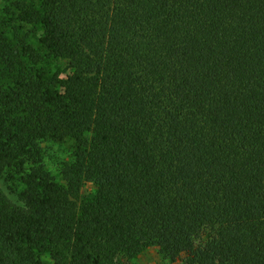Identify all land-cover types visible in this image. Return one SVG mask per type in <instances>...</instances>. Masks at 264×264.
I'll return each mask as SVG.
<instances>
[{"label":"trees","instance_id":"1","mask_svg":"<svg viewBox=\"0 0 264 264\" xmlns=\"http://www.w3.org/2000/svg\"><path fill=\"white\" fill-rule=\"evenodd\" d=\"M14 4L68 71L49 81L0 30V173L22 182L21 204L0 185V264H122L142 246L264 264V0ZM68 136L60 182L44 143Z\"/></svg>","mask_w":264,"mask_h":264},{"label":"rangeland","instance_id":"2","mask_svg":"<svg viewBox=\"0 0 264 264\" xmlns=\"http://www.w3.org/2000/svg\"><path fill=\"white\" fill-rule=\"evenodd\" d=\"M18 0H0V30L6 41L10 44L16 45L19 40L25 38L28 43H31L39 52L43 54V58L37 67L45 69L49 81H53L56 75L59 78L65 76L67 63L64 59L47 53L40 42L42 27L40 24H29L12 20V17L18 15V9L14 4ZM31 2L33 0H19ZM25 65H29L26 57L20 56ZM0 64V73L3 70ZM2 82H10L9 80H2ZM76 142L73 137L68 136L62 141H55L52 139L44 143L43 163L49 173H51L60 182H63L61 168L64 160L71 156ZM0 185L10 198L16 203L20 201V191L22 189V182L20 176L16 175L9 178L6 173H0ZM95 186L93 183H86L79 191V196L74 198L78 206L83 202L90 200L95 193ZM122 264H171L169 259L165 258L160 250L155 246H142L131 257L124 259Z\"/></svg>","mask_w":264,"mask_h":264}]
</instances>
